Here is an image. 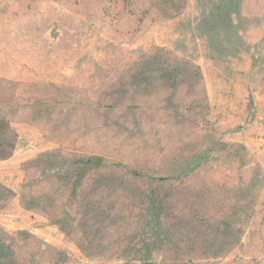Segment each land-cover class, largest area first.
I'll return each instance as SVG.
<instances>
[{"label": "rangeland", "instance_id": "obj_1", "mask_svg": "<svg viewBox=\"0 0 264 264\" xmlns=\"http://www.w3.org/2000/svg\"><path fill=\"white\" fill-rule=\"evenodd\" d=\"M0 264H264V0H0Z\"/></svg>", "mask_w": 264, "mask_h": 264}]
</instances>
